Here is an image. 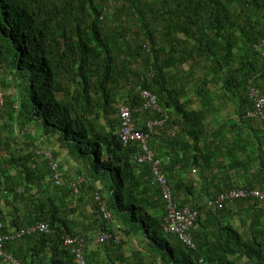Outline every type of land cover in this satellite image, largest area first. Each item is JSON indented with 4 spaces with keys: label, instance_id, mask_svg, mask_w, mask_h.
Segmentation results:
<instances>
[{
    "label": "trees",
    "instance_id": "16d2710c",
    "mask_svg": "<svg viewBox=\"0 0 264 264\" xmlns=\"http://www.w3.org/2000/svg\"><path fill=\"white\" fill-rule=\"evenodd\" d=\"M263 39L264 0H0V83L16 96L7 97L3 107L11 110L20 135L53 147L45 151L64 180L60 187L49 181L45 158L46 172L32 168L28 155L9 153L0 163V185L6 178L3 191L13 203L24 194L15 188L35 191L22 210L14 206L7 220L0 215V233L8 237L4 255L21 264H78L74 246L63 243L69 235L85 239L86 264H264L259 203L208 205L234 188L258 185L264 192V160L257 185L228 186L229 168L240 161L224 160L230 157L227 141L207 142L232 132L244 150L253 145L263 152L264 134H257L264 121L247 116L253 106L248 86L264 95V59L254 48ZM141 89L155 96L160 112H135L143 102ZM228 104L233 118L209 132L205 122L219 119ZM120 105L132 110L141 131L147 120H164L149 134L148 147L162 161L177 209L197 214L190 229L194 250L163 232V192L150 165L133 160L138 147H124L117 135ZM247 134L255 141L247 142ZM185 158L208 175L215 167L222 173L196 192L176 170ZM68 165H75L76 176L68 178L63 171ZM14 170L17 174H10ZM77 177L83 182L74 190L69 183ZM87 206L94 220L85 217ZM235 206L249 208V223L246 216L239 217V227L233 223ZM71 216L88 223L79 229ZM37 222L47 223L49 232L9 237L11 228ZM93 230L96 237L106 232L111 238L98 244ZM122 238L135 239L140 248L130 251L128 260L122 259ZM0 264L7 263L0 258Z\"/></svg>",
    "mask_w": 264,
    "mask_h": 264
},
{
    "label": "built area",
    "instance_id": "2783aa9c",
    "mask_svg": "<svg viewBox=\"0 0 264 264\" xmlns=\"http://www.w3.org/2000/svg\"><path fill=\"white\" fill-rule=\"evenodd\" d=\"M255 50L259 53L260 57L264 59V39L254 46ZM249 98L252 100L253 106L247 116L255 120L264 121V95L259 94L252 86H248ZM140 95L142 98L141 107L135 109V112L141 114L147 111H157L160 112L157 107L156 98L151 92L145 89L140 90ZM4 104V97L0 94V106ZM120 129L117 132L118 137L124 147L135 144L138 147V153L135 155L133 160L137 164H148L151 167L152 177L154 182L157 183L163 192V199L166 202L167 215L163 219V232L165 234L174 235L177 239L183 243L190 250L195 249L193 239L191 237L190 229L196 219V212L192 211L188 207H183L177 209L176 204L172 200V194L170 186L161 170L162 161L155 157L154 152L149 149V134L156 128H160L164 124V120H147L146 121V131H141L136 128L134 123L135 119L132 115V110L125 105H120L118 108ZM38 157L47 159L48 166L50 169V178L53 185L60 187L63 185V173L59 168L57 162L52 158V154L47 151L37 152ZM82 179L77 177L70 181L69 186L76 190V188L82 183ZM243 199H255L259 203V207L264 218V192L259 189H247V188H234L226 193L219 194L215 199L209 201L208 205L222 208L224 205L232 203L237 200ZM101 212L103 217L106 219L108 215L101 206ZM3 224L0 222V230ZM49 232V226L45 222H37L35 224L29 225L27 227L21 228L19 230H11L9 236L13 238H21L25 235H31L34 233H47ZM111 238V235L106 232H101L96 238V243L103 244ZM7 236H3L0 233V258L3 259L7 264H21L19 261L14 259L11 255H4L3 253V241L7 240ZM116 243H119L121 236L116 234L113 237ZM63 243L65 246H74L73 253L75 254V259L78 264H86L84 260L85 239L81 236L73 238L69 235L64 237ZM201 263L202 261L199 260Z\"/></svg>",
    "mask_w": 264,
    "mask_h": 264
},
{
    "label": "rangeland",
    "instance_id": "374dc122",
    "mask_svg": "<svg viewBox=\"0 0 264 264\" xmlns=\"http://www.w3.org/2000/svg\"><path fill=\"white\" fill-rule=\"evenodd\" d=\"M114 3L112 4V8H114ZM131 31H134L135 24L130 23L127 25ZM3 78V76L0 75V81ZM5 80H7L5 78ZM0 94L4 95L5 100H7V97H11V100L13 101L15 96V90H3L1 88L0 83ZM233 104V103H231ZM228 104L226 110H221V113H219V121L224 122L226 120V117H232L234 116V109L233 105ZM225 110V111H224ZM11 110L9 108H4L0 106V163L6 159L9 153L15 154L16 156L25 157L28 155L30 158L29 165L32 168L38 169L39 167L42 169V171L46 172V163L44 159L41 157H38L37 152L46 150H53V147L50 146L47 142H43V139L39 138L36 141L27 140L22 135H20L17 132L16 126L10 117ZM256 128V127H255ZM75 165H68L63 167L64 172L68 175V178H72L76 176ZM20 171V169H17ZM10 174L16 175L17 171H10ZM7 180L6 178H3L2 185H0V215L4 217V219H8L13 215L14 213V206H16L18 209L22 210V207L24 205V199H29V197H32L35 194V191H33L30 194L25 193V187L19 186V188H15L17 191H21V193L24 190V194L20 195L13 203L11 194L8 195L6 192L3 191V183H5ZM90 201V200H89ZM92 210L89 206L86 207V214L85 217L87 219L94 220L96 217L92 214ZM98 216V215H97ZM71 219H74V221L77 222L78 228L81 229L83 226H86L88 221L81 220H75L76 218L70 217ZM5 220V223L7 225V221ZM94 229V228H92ZM98 230H93L92 232V240L96 237V232ZM98 236V235H97ZM123 237V236H122ZM97 238V237H96ZM123 244L121 246V249L123 253L126 255L125 258L122 259L128 260L130 259V251H137L138 249V243L135 239H125L122 238ZM121 259V261H122ZM145 262V260L143 261Z\"/></svg>",
    "mask_w": 264,
    "mask_h": 264
},
{
    "label": "crops",
    "instance_id": "0c3cea01",
    "mask_svg": "<svg viewBox=\"0 0 264 264\" xmlns=\"http://www.w3.org/2000/svg\"><path fill=\"white\" fill-rule=\"evenodd\" d=\"M220 119H213V120H208L206 121L205 124L207 126V129L209 132L213 131L215 128H217L218 124H223V122L219 121ZM263 131L257 134V137L260 136L261 134H264V128L262 129ZM247 133V131H245ZM252 132V131H250ZM250 134V133H249ZM245 135L244 139L247 140V142H254L256 138L252 137V135ZM221 136V135H220ZM216 137L213 139H208L207 142L213 140L215 141L216 144L222 142V141H227L230 145L229 151H230V157L225 158L224 160L226 161L227 164L232 165L234 164V160L240 161V164L235 168H229V179L225 181L226 185L231 186L232 183L238 182V184L243 185L248 182H252L255 185L256 183L260 180L263 179L262 176H259L260 174V169H259V164L260 159L263 158L264 160V147H263V152L259 154L257 147L253 145H248V147L244 150L242 144L239 146V138L234 137L232 132H228L225 136L221 137ZM243 149V150H242ZM179 154V153H178ZM237 155V158H236ZM217 156H220V153L217 152ZM260 156V157H259ZM43 159V158H42ZM180 160V159H179ZM186 161V158L184 159ZM182 160H180L181 162ZM221 163V160L215 161V164ZM183 174L185 178V181L187 182V185L193 186L195 189L194 191L198 192L200 190L201 184L209 183L211 182V176L214 175L217 179V174L219 175L222 173V171L218 170L216 167L210 172L208 175V172H203L197 167L192 166L189 162L186 161V164L184 162L179 163L177 166L176 170H179ZM48 180V179H46ZM49 181H50V176H49ZM252 189H260L257 186H255ZM23 209V207H22ZM235 211L230 214V219L233 221V223L236 222V226L239 227V217L241 218H246L247 223H249V215H247V208L246 206H235ZM246 216V217H245ZM14 228H11L13 230Z\"/></svg>",
    "mask_w": 264,
    "mask_h": 264
},
{
    "label": "clouds",
    "instance_id": "9594fccd",
    "mask_svg": "<svg viewBox=\"0 0 264 264\" xmlns=\"http://www.w3.org/2000/svg\"><path fill=\"white\" fill-rule=\"evenodd\" d=\"M3 97H4V95H3ZM5 100V99H4ZM1 107H3V105L1 106ZM45 151V150H44ZM42 158V157H41ZM104 210H105V208H104ZM106 211V210H105ZM107 213V212H106ZM108 215V214H107ZM35 224V223H34ZM24 228V227H23ZM13 230H19V229H13ZM11 231V230H10Z\"/></svg>",
    "mask_w": 264,
    "mask_h": 264
}]
</instances>
